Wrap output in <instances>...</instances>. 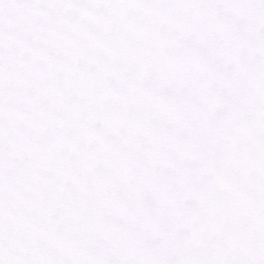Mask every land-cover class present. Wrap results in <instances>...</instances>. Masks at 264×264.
<instances>
[{"label":"snow or ice","instance_id":"6c2138e0","mask_svg":"<svg viewBox=\"0 0 264 264\" xmlns=\"http://www.w3.org/2000/svg\"><path fill=\"white\" fill-rule=\"evenodd\" d=\"M0 264H264V0H0Z\"/></svg>","mask_w":264,"mask_h":264}]
</instances>
